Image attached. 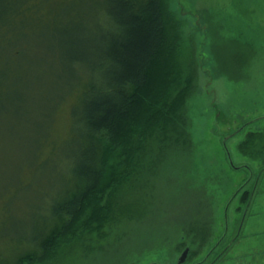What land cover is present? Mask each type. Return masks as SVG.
<instances>
[{
	"label": "trees",
	"instance_id": "trees-1",
	"mask_svg": "<svg viewBox=\"0 0 264 264\" xmlns=\"http://www.w3.org/2000/svg\"><path fill=\"white\" fill-rule=\"evenodd\" d=\"M170 2L0 0V88L19 76L23 56L39 57L44 50L40 57L59 65L62 89L44 134L28 144L17 182L0 194V264H56L60 244L76 258L96 250L112 223L110 230L140 216L137 206L124 205V195L137 192L134 182L142 171L144 177L157 164L184 171L193 163L188 103L198 89L200 64L196 48L185 46ZM33 37L42 38L41 47L29 45ZM220 68L228 74V67ZM66 104V127L58 137L53 131ZM41 171H57L52 184L60 189L42 191L35 182ZM248 193L243 198L251 200ZM34 200L43 209L29 216L7 203ZM27 218L30 230L20 231L18 222ZM8 223L12 235L4 231ZM188 239L189 252L204 241ZM128 255L123 264L132 262Z\"/></svg>",
	"mask_w": 264,
	"mask_h": 264
},
{
	"label": "rangeland",
	"instance_id": "rangeland-1",
	"mask_svg": "<svg viewBox=\"0 0 264 264\" xmlns=\"http://www.w3.org/2000/svg\"><path fill=\"white\" fill-rule=\"evenodd\" d=\"M170 5L182 22L185 46L196 48L200 64L198 89L188 103L196 147L193 163L184 171L159 164L144 177L142 171L134 182L137 192L124 195V205L137 206L140 216L110 230L112 223L105 231L108 239L94 251L79 252V258L60 244L56 264H123L126 254L132 264H179L188 235L204 244L191 246L183 264H211L214 249L230 241L224 240L228 227L237 240L214 263L264 264V0H171ZM41 41L33 37L28 43L41 47ZM22 44L28 45L25 40ZM43 52L29 56L31 61L23 56L19 76L4 82L7 89L0 88V194L17 182L28 144L44 134L62 97L59 65L40 57ZM220 65L228 67V74ZM69 104L60 108L53 131L58 137L65 131ZM62 156L61 151L57 158ZM56 174L41 171L35 182L42 191H57L60 185L52 184ZM250 191L248 206L243 197ZM7 203L13 212L28 216L43 209L36 200ZM29 219L17 228L29 231ZM6 226L4 231L12 235L14 226Z\"/></svg>",
	"mask_w": 264,
	"mask_h": 264
},
{
	"label": "flooded vegetation",
	"instance_id": "flooded-vegetation-1",
	"mask_svg": "<svg viewBox=\"0 0 264 264\" xmlns=\"http://www.w3.org/2000/svg\"><path fill=\"white\" fill-rule=\"evenodd\" d=\"M242 187V186H241ZM244 189H247L245 186H244ZM243 189V190H244ZM242 190V191H243ZM247 190H249V189H247ZM248 206L249 205H251L250 204V199L247 201V203H246ZM229 232V227L228 228H226V235H225V237H224V240L228 237V238H230L229 240V242L227 243V244H224L220 249L219 248H215L214 249V251L213 252H217V255L215 254V257H214V259H213V261H212V263L211 264H213L215 261H217V259H218V257H221L222 256V258H223V254H224V252H225V249H227V247L230 245V246H232L233 245V240H237V238H236V236H234V237H232V235H233V233H228ZM224 240H222L221 241V244L223 243V241ZM190 253V252H189ZM213 254V253H212ZM212 254H211V256H212ZM189 256V255H188ZM222 258H219V260L218 261H220ZM227 258V257H226ZM188 259V258H187ZM215 264V263H214Z\"/></svg>",
	"mask_w": 264,
	"mask_h": 264
},
{
	"label": "water",
	"instance_id": "water-1",
	"mask_svg": "<svg viewBox=\"0 0 264 264\" xmlns=\"http://www.w3.org/2000/svg\"><path fill=\"white\" fill-rule=\"evenodd\" d=\"M188 255H189V248H187L183 251V253L181 254V256L178 260V263L183 264L184 262H186Z\"/></svg>",
	"mask_w": 264,
	"mask_h": 264
}]
</instances>
